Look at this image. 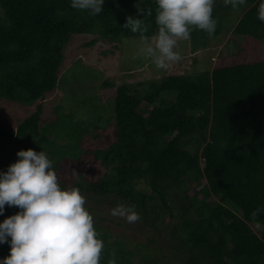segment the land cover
Masks as SVG:
<instances>
[{
	"label": "trees",
	"instance_id": "1",
	"mask_svg": "<svg viewBox=\"0 0 264 264\" xmlns=\"http://www.w3.org/2000/svg\"><path fill=\"white\" fill-rule=\"evenodd\" d=\"M137 3L105 0L93 16L70 0H0V101L36 106L17 128L0 122V140L45 151L61 186L80 188L104 241L100 264L113 252L117 264H264V227H257L264 225V211L252 217L264 209L260 0L238 9L216 0L215 35L191 33L193 47L206 48L225 30L227 17L240 16L230 47L212 69L171 75L145 92L120 86L110 118L98 112L93 120L57 104L54 117L43 119L45 100L67 79L61 71L72 40L139 38L121 27L129 15L142 18ZM140 6L153 9L145 19L146 35L154 36L156 2ZM106 204L135 205L141 219L125 226L144 241L132 248L125 234L113 237L103 225L109 219L97 213ZM9 250L0 244V258Z\"/></svg>",
	"mask_w": 264,
	"mask_h": 264
},
{
	"label": "clouds",
	"instance_id": "2",
	"mask_svg": "<svg viewBox=\"0 0 264 264\" xmlns=\"http://www.w3.org/2000/svg\"><path fill=\"white\" fill-rule=\"evenodd\" d=\"M155 2L154 36L146 35L150 24L145 18L153 15V9L141 7L143 0L136 5L142 18L129 15L121 27L139 34L136 56L150 61L157 70H167L170 64L183 59L179 41L190 40L194 30H203L209 37L215 35L216 0ZM104 3L105 0H70L72 8L93 16L102 12ZM223 3L238 9L247 0ZM257 17L264 22V0H260ZM16 155L18 159L6 171H0V214L6 204L20 209L0 222V244H10V254L0 258V264H100L104 241L94 227V216L85 206L86 197L80 188L61 186L53 161L45 151L21 149ZM261 211L264 209L252 212L254 220ZM111 215L128 223L141 219L135 205L117 204ZM108 264H117L114 252Z\"/></svg>",
	"mask_w": 264,
	"mask_h": 264
},
{
	"label": "rangeland",
	"instance_id": "3",
	"mask_svg": "<svg viewBox=\"0 0 264 264\" xmlns=\"http://www.w3.org/2000/svg\"><path fill=\"white\" fill-rule=\"evenodd\" d=\"M231 16H226L225 30L222 34L211 41L206 48L195 49L190 40L179 41V50L183 59L170 64L167 70H157L150 61L136 56L140 45L139 38L110 40L99 34L75 37L66 50V61L61 71V78L66 76L67 79L45 100L43 119L54 117L51 111L56 108L57 104L67 108L68 111L71 109L70 111L76 114H87L88 118L93 120H97L98 112L99 117L108 116L110 118L111 112L113 113L116 91L120 86H131L140 92H145L152 82H161L171 75H192L212 69L218 55L230 47L229 43L234 37L231 32L240 16L235 11L234 17L231 18ZM262 56L264 58V51ZM83 68L84 70H82ZM83 75L84 77L81 78ZM106 83L114 85L109 87ZM90 88H92V92L89 93ZM35 111L36 106L27 107L2 100L0 101V122L17 128ZM89 144V142L86 143V145ZM19 150L20 147L17 143L0 140V171H6L7 166L17 160L16 153ZM86 160L89 159L86 158ZM91 168L92 164H90ZM113 208L106 204L100 206L97 211L101 217L109 219V221L103 222V225L113 233V237L117 238L118 235L125 234L129 238L132 248L138 241H144V238L136 230L128 229L125 226L129 223L124 218L111 215ZM16 212V206L9 207L6 204L4 213L0 214V221L2 222L7 216ZM253 228L259 232L256 227Z\"/></svg>",
	"mask_w": 264,
	"mask_h": 264
}]
</instances>
